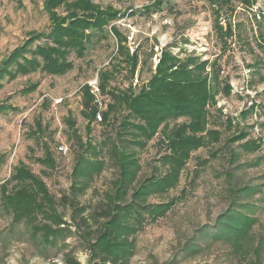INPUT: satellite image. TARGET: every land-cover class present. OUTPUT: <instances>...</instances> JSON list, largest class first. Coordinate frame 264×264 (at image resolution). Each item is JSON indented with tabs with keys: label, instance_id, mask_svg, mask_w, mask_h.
<instances>
[{
	"label": "rangeland",
	"instance_id": "1",
	"mask_svg": "<svg viewBox=\"0 0 264 264\" xmlns=\"http://www.w3.org/2000/svg\"><path fill=\"white\" fill-rule=\"evenodd\" d=\"M92 1L121 11V17L112 24L125 37L123 42L130 54L138 53L137 67L134 73L130 71L118 51V40L110 24L92 34L83 56H77L74 51L69 54L74 66L67 73L51 75L38 70L1 80L0 104L6 107L0 111V187L13 173L14 166L22 162L46 184L69 230L55 242L43 229L32 237L33 224L49 220L38 215L31 223L13 221L0 190V264H64L65 252L87 264L89 254L81 230L73 223L71 206L63 203L61 197L71 192L79 154L91 160L103 159L102 171L94 173L86 190L78 196L80 204L87 206L84 215L93 212L107 199L108 192L115 191L113 182L119 176L109 152L112 142L107 141L123 143L120 145L123 147L124 142L118 140L133 138V134L120 129L123 116L129 114L123 108L111 115L109 123L94 121L89 129L81 113V87L89 84L100 111L107 110L113 100L111 95L99 91V70L113 68L109 87L123 91L131 85L133 93L138 94L155 71L164 49L180 60L194 57L197 62H207L204 72L215 101L208 104L210 121L203 134L215 129L221 137L192 152L175 187L149 197L151 203L167 202L186 188V194L177 199L166 215L135 234V252L128 264H245V258L239 260L232 252L228 239L197 237L198 229L213 231L221 215L230 207L244 203L253 210L251 215L258 218L251 229L255 234L252 243L256 246L262 242L258 264H264V0L214 3L165 0L161 8L149 10V0ZM58 10L65 13V6ZM49 28L43 0H0V62L22 46L31 33L47 32ZM44 41L35 42L31 48ZM35 82H39L37 89L27 92L26 88ZM226 85L231 87L229 92ZM69 115L76 122L72 127L67 120ZM183 119L171 120L169 130ZM74 129L79 140L73 135ZM244 131L245 138L231 141ZM160 138H163L161 131L143 147L126 144L129 152H135L139 166L133 188L153 173L165 172L160 158L166 151V143L162 144ZM251 140H260L259 147H249ZM88 143L96 147V152L87 147ZM62 144L68 147L66 154L59 149ZM47 149L54 160L53 166L41 161ZM14 184L15 181L8 184L10 192ZM245 186L254 190L234 192ZM191 241L199 243V251L187 249L186 244Z\"/></svg>",
	"mask_w": 264,
	"mask_h": 264
},
{
	"label": "trees",
	"instance_id": "2",
	"mask_svg": "<svg viewBox=\"0 0 264 264\" xmlns=\"http://www.w3.org/2000/svg\"><path fill=\"white\" fill-rule=\"evenodd\" d=\"M149 1L151 4L147 6L148 10L161 8L165 0ZM209 1L214 3L221 0ZM61 6H65V13L58 10ZM43 8L49 16V30L31 33L22 46L15 48L9 56L1 60L0 87H2L1 80L6 76L16 78L19 74H29L38 70L51 75L67 73L74 66L73 61L69 59V54L74 51L77 56H83L86 43L91 40L92 34L110 24L112 25L110 30L118 40V51L130 66V71L134 73L138 63V53L135 51L130 54L123 42L125 37L122 36L118 27L112 24L121 17L120 10L112 5L102 7L92 0H43ZM41 39L46 41L31 48ZM28 52L30 56H27ZM206 63L197 62L194 57L180 60L164 49L155 71L138 94L133 93L131 85L123 91L109 87L110 78L114 75L113 68L99 70V91L102 94L111 95L113 100L109 102L107 110L101 111V122L109 123L111 115H114L118 109H127L129 114L123 116L120 129H127L128 133L133 134V138L118 140V142H124L123 147H120L123 143L119 145L116 141H107L112 142L109 152L119 169V176L113 182L115 191L108 192L107 199L93 212L87 216L84 215L87 206L80 204L78 196L86 190L94 173L102 171L105 166L103 159L91 160L83 153L79 154L73 170L74 180L70 188L71 192L61 197L63 203L71 206L73 223L77 230H81V239L89 254L87 264H128V260L135 252V234L146 224L166 215L177 199L186 194V188H183L177 197L167 202L151 203L149 197L154 193H165L175 187L192 152L220 139L219 130L209 129L203 134L210 121L208 104L215 101L212 86L204 72ZM192 64L193 67H191ZM215 80L217 81V76ZM38 86L39 82H35L28 86L26 91L32 92ZM230 89V85L225 86L227 92ZM81 95L83 101L81 113L90 129L91 123L96 121V114L100 108L89 84L86 83L81 87ZM5 107L1 103L0 111ZM181 117L184 118L183 121L169 130V122ZM67 120L71 127L76 123L70 115ZM134 129L136 132L133 131ZM74 131L73 135L79 140L77 131ZM160 131L163 133V138L159 141L162 144L166 143V151L160 158L165 172L153 173L138 187L133 188L132 182L136 178L139 166L135 159V152H129L125 146L137 143L143 147ZM122 135L123 132L119 136L122 137ZM246 135L247 132H240L233 136L231 141L243 139ZM249 142V147L252 145L255 148L259 147L260 140ZM87 147L96 152V147L92 143H88ZM234 156L232 154V157ZM1 159L0 157V161ZM41 161L54 165L48 149ZM12 172L0 187L5 208L11 211L15 222L31 223L38 218V215H42L49 221L39 225L33 224L31 236L35 237L36 233L43 229L45 235L47 237L51 235L55 242L57 237L67 232L69 228L66 226L64 215L57 211L54 196L43 180L22 162L14 166ZM12 181H15V187L10 192L8 184ZM132 189L133 192H131ZM253 190L245 186L234 192L251 193ZM247 205L244 203L238 207H230L220 216L216 229L211 232L209 229H198L197 237L212 240L228 239L233 246L232 252L240 257L239 260L245 258L247 260L245 264H258L261 261L262 242L254 246L252 242L255 234L251 232L253 225L258 223V218L251 215L253 210L249 208V204ZM62 224L65 226H61ZM186 245L191 252L200 250L197 241L188 242ZM63 262L64 264H82L71 252H65Z\"/></svg>",
	"mask_w": 264,
	"mask_h": 264
},
{
	"label": "built area",
	"instance_id": "3",
	"mask_svg": "<svg viewBox=\"0 0 264 264\" xmlns=\"http://www.w3.org/2000/svg\"><path fill=\"white\" fill-rule=\"evenodd\" d=\"M96 101H98V99H96ZM102 120V113L101 111H98V113L96 114V121H101ZM59 149L61 150L62 153L66 154L68 152V147L64 144L59 146Z\"/></svg>",
	"mask_w": 264,
	"mask_h": 264
}]
</instances>
